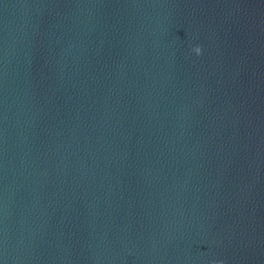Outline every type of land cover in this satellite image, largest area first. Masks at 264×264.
I'll return each mask as SVG.
<instances>
[{
  "label": "water",
  "instance_id": "water-1",
  "mask_svg": "<svg viewBox=\"0 0 264 264\" xmlns=\"http://www.w3.org/2000/svg\"><path fill=\"white\" fill-rule=\"evenodd\" d=\"M0 264H264V0H0Z\"/></svg>",
  "mask_w": 264,
  "mask_h": 264
},
{
  "label": "clouds",
  "instance_id": "clouds-1",
  "mask_svg": "<svg viewBox=\"0 0 264 264\" xmlns=\"http://www.w3.org/2000/svg\"><path fill=\"white\" fill-rule=\"evenodd\" d=\"M192 51L195 52L197 55L201 54V48L199 46L194 47Z\"/></svg>",
  "mask_w": 264,
  "mask_h": 264
}]
</instances>
